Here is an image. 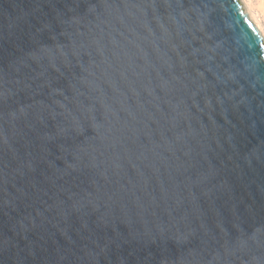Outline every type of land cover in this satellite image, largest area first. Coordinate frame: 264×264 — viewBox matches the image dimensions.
<instances>
[{
  "label": "water",
  "instance_id": "water-1",
  "mask_svg": "<svg viewBox=\"0 0 264 264\" xmlns=\"http://www.w3.org/2000/svg\"><path fill=\"white\" fill-rule=\"evenodd\" d=\"M244 3L0 0V264H264Z\"/></svg>",
  "mask_w": 264,
  "mask_h": 264
},
{
  "label": "rangeland",
  "instance_id": "rangeland-1",
  "mask_svg": "<svg viewBox=\"0 0 264 264\" xmlns=\"http://www.w3.org/2000/svg\"><path fill=\"white\" fill-rule=\"evenodd\" d=\"M245 2V1H244ZM253 12L258 16L264 26V0H250Z\"/></svg>",
  "mask_w": 264,
  "mask_h": 264
},
{
  "label": "bare ground",
  "instance_id": "bare-ground-1",
  "mask_svg": "<svg viewBox=\"0 0 264 264\" xmlns=\"http://www.w3.org/2000/svg\"><path fill=\"white\" fill-rule=\"evenodd\" d=\"M245 1V6L246 9L250 15V17L252 18V20L256 23L257 27L259 28L260 32L264 35V26L262 25L263 23L260 21V19L258 18V16H256V14L253 12L250 3V0H244Z\"/></svg>",
  "mask_w": 264,
  "mask_h": 264
}]
</instances>
